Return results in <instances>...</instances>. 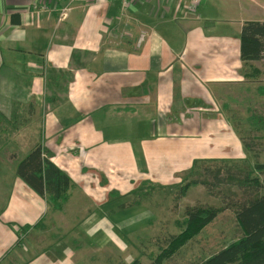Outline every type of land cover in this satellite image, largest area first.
<instances>
[{
  "label": "crops",
  "instance_id": "0c3cea01",
  "mask_svg": "<svg viewBox=\"0 0 264 264\" xmlns=\"http://www.w3.org/2000/svg\"><path fill=\"white\" fill-rule=\"evenodd\" d=\"M194 1L0 0V264H114L130 255L122 198L178 185L195 160L242 157L239 140L205 155L230 129L215 87L243 82L244 65L240 42L231 59L209 33L210 0ZM38 144L76 184L62 211L17 175Z\"/></svg>",
  "mask_w": 264,
  "mask_h": 264
},
{
  "label": "trees",
  "instance_id": "16d2710c",
  "mask_svg": "<svg viewBox=\"0 0 264 264\" xmlns=\"http://www.w3.org/2000/svg\"><path fill=\"white\" fill-rule=\"evenodd\" d=\"M240 59L245 67V79L255 80L262 75L254 63L264 61V21H246L242 25ZM258 94L264 97V87H259ZM248 121V131L241 133L237 127L235 130H238L243 148L252 155L253 163L247 159L195 160L180 176L177 200L183 198L191 187L197 186H204L214 196L220 187H229L239 195V199L232 201L229 208L234 214L240 237L193 264H264V162L259 161V155L254 151L255 133L263 134L264 138V117L253 114ZM51 157L52 153L42 144L36 145L18 163L17 175L39 197L48 201L51 210L62 211L76 184L50 160ZM173 186L144 181L127 195L131 199L116 210L124 212L140 207L142 201L151 199L155 192L161 193ZM220 212L221 209L214 206L187 209L184 222L178 223L181 232L169 238L156 256H151L150 264H169L215 222ZM132 264L142 263L136 260Z\"/></svg>",
  "mask_w": 264,
  "mask_h": 264
},
{
  "label": "rangeland",
  "instance_id": "374dc122",
  "mask_svg": "<svg viewBox=\"0 0 264 264\" xmlns=\"http://www.w3.org/2000/svg\"><path fill=\"white\" fill-rule=\"evenodd\" d=\"M36 9H40V6L36 5ZM202 11H204L203 19L215 21L217 26L209 33H212L221 42H225V53L232 59L233 54L237 55L239 52V38L243 22L264 21V0H223V2L210 0L209 7ZM231 59L229 63H232ZM254 65L262 72V75L255 80L244 78L241 83L227 84L224 92L220 86L215 87L218 93L216 98L219 101L217 105H224V110L221 106L219 107L223 111L224 120L230 129L220 135L215 132L212 142L202 143L205 150H212L215 149L216 146L213 143L216 142L219 144L218 147L221 146L222 153L218 155V152L208 151L205 155L215 154L217 157H224L228 150H231L232 153L237 152V146L234 143L240 141L238 130L242 133V131L250 129L248 119L253 114L264 117V97L258 94L259 87H264V61L256 62ZM244 74L245 67L242 70V77ZM235 127L238 128L237 132ZM262 136L263 134L255 133L254 138V151L259 155L260 162H264V138ZM241 148L242 157L240 159H247L253 163L252 155L242 145ZM177 188V185H174L161 193L155 192L154 196L151 195V199L142 201L140 207H133L123 212L126 217L132 220V224L124 231L116 228V233L118 238L126 243L124 247L127 246L126 251L130 255L125 259L115 257L114 264H132L136 260L142 264H150L151 256H156L160 251L159 248L165 246L169 238L181 232L182 228L178 223L184 222L187 209L214 206L220 208L221 212L215 222L203 230L202 234L188 244L169 264H193L207 258L213 252L240 237L234 214L229 208L232 201L239 199L237 192L229 187H220L214 196L210 195L204 186H197L191 187L183 198L177 200L176 196L179 194ZM219 191L220 193L217 195ZM130 199L131 197L126 196L122 198V202L125 203ZM143 209L155 213L157 218L142 225L144 221L140 219L138 212ZM96 244H89L90 255L101 249V243L97 242ZM114 244L120 248L116 241ZM116 246H114L115 249ZM117 253L122 256L119 252Z\"/></svg>",
  "mask_w": 264,
  "mask_h": 264
},
{
  "label": "built area",
  "instance_id": "2783aa9c",
  "mask_svg": "<svg viewBox=\"0 0 264 264\" xmlns=\"http://www.w3.org/2000/svg\"><path fill=\"white\" fill-rule=\"evenodd\" d=\"M122 1V6L123 8H128L130 6V4L134 1V0H121ZM200 1L199 0H195L193 2V5L189 7L190 11H194L193 7L199 5ZM68 8L63 9L62 13H61V19H64L67 16L68 13Z\"/></svg>",
  "mask_w": 264,
  "mask_h": 264
},
{
  "label": "water",
  "instance_id": "95a60500",
  "mask_svg": "<svg viewBox=\"0 0 264 264\" xmlns=\"http://www.w3.org/2000/svg\"><path fill=\"white\" fill-rule=\"evenodd\" d=\"M209 24V23H208ZM208 24L206 26H208Z\"/></svg>",
  "mask_w": 264,
  "mask_h": 264
}]
</instances>
